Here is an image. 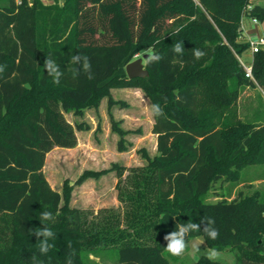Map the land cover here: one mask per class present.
<instances>
[{
  "label": "trees",
  "instance_id": "16d2710c",
  "mask_svg": "<svg viewBox=\"0 0 264 264\" xmlns=\"http://www.w3.org/2000/svg\"><path fill=\"white\" fill-rule=\"evenodd\" d=\"M245 16L263 22L264 4L0 0V65L6 66L0 73V264H67L70 254L72 264H87L88 251L108 244L116 245L119 264H170L164 236L177 223L199 224L204 217L215 220L219 238L196 231L187 239L202 236L212 248L235 249L236 264H264V189L209 200L219 179L246 181L243 169L264 165V115L257 110L246 120L238 113L246 86L264 88V49L254 54L257 83L237 56L249 47L240 41ZM177 42L182 55L172 51ZM146 48L162 59L145 62L149 75L129 78L126 65ZM193 49L206 55L194 59ZM74 54L88 57L92 79L77 72ZM48 56L63 73L58 85L45 71ZM116 83L142 86L164 115L154 117L157 154L148 157L137 196H129L127 227L110 221L94 227L71 204L73 186L55 189L44 167L52 149L78 143L84 125L71 123L65 112L82 115ZM113 128L123 134L116 120ZM44 211L54 220L41 221ZM44 226L55 236L41 254L32 232ZM192 264L223 263L202 255Z\"/></svg>",
  "mask_w": 264,
  "mask_h": 264
},
{
  "label": "rangeland",
  "instance_id": "374dc122",
  "mask_svg": "<svg viewBox=\"0 0 264 264\" xmlns=\"http://www.w3.org/2000/svg\"><path fill=\"white\" fill-rule=\"evenodd\" d=\"M52 1L44 0L47 4ZM147 49L141 50L134 59L141 57ZM241 56L247 61L251 59L248 50ZM152 104V98L142 86L116 83L110 88V95H104L98 105L87 107L82 115L65 112L71 123H82L84 127L77 129L76 146L55 147L47 154L44 171L55 189L62 191L65 182L73 186L71 204L81 209L89 225L95 227L110 221L112 227H127L133 202L129 196H137L136 184L149 170L148 157L157 154L154 117L146 111ZM237 105L241 118L253 120L257 110L264 115V93L258 86L248 85L242 90ZM113 120L120 124L123 134L113 128ZM243 170L248 180L227 176L219 179L209 192V200L230 199L241 191L251 193L264 189V181L250 180L264 173L263 164ZM203 239L202 236L188 238L187 248L181 256H172L165 251L170 264H192L202 255L208 256L209 249L215 248L204 244ZM97 249V252H87V264H119L116 245H98ZM215 250L220 255L214 260L223 264L237 263L235 249Z\"/></svg>",
  "mask_w": 264,
  "mask_h": 264
},
{
  "label": "clouds",
  "instance_id": "9594fccd",
  "mask_svg": "<svg viewBox=\"0 0 264 264\" xmlns=\"http://www.w3.org/2000/svg\"><path fill=\"white\" fill-rule=\"evenodd\" d=\"M158 42L159 41H157V43ZM172 51L174 53L182 55L184 52L183 42H177L173 46ZM192 51L194 59L197 60L203 58L206 55V53L201 51L200 49H193ZM161 59L162 57L159 54L153 52L151 48L145 50L144 61L146 63L158 62ZM71 63L79 66L77 72L82 70L84 73L87 74L89 79H92L91 63L87 56L81 54H74L71 57ZM5 67L6 66L4 65H0V73H3L5 71ZM44 68L47 74L52 77V82L58 85L61 81L63 73L61 72L59 65L51 56L46 57L44 61ZM177 99H179V97H177ZM146 111H149L153 117H159L164 115V110L159 104L150 105V107L146 108ZM48 220H54L53 214L48 211L42 212L41 221ZM215 223V220L211 217L202 218L199 224L193 223L191 220H189L187 223H177L176 230L164 236V240L167 242L166 247H164L166 252L171 254L172 256L183 255L188 244L187 237L190 233L196 231H202L207 238L211 240H216L217 238H219L220 232L215 227ZM32 234H34L39 240V250L41 254H46L53 247V245L50 244L48 241L50 238H53L55 236V233L47 226L39 228V230L33 231ZM41 237L43 239H39ZM69 248H71V244H69ZM193 250H196L195 246ZM219 255V252L215 249H209V259H215ZM35 259L36 258L33 257V260ZM67 264H72L71 254L69 256V259L67 260Z\"/></svg>",
  "mask_w": 264,
  "mask_h": 264
},
{
  "label": "crops",
  "instance_id": "0c3cea01",
  "mask_svg": "<svg viewBox=\"0 0 264 264\" xmlns=\"http://www.w3.org/2000/svg\"><path fill=\"white\" fill-rule=\"evenodd\" d=\"M250 3L252 5L256 3L264 4V0H250ZM262 33H264V21L262 22L249 16L243 17L240 31V41L248 43L250 40H257ZM262 181H264V179L259 176H256V178L252 180V182ZM234 197L235 195L232 198ZM203 242L206 244L204 239Z\"/></svg>",
  "mask_w": 264,
  "mask_h": 264
},
{
  "label": "built area",
  "instance_id": "2783aa9c",
  "mask_svg": "<svg viewBox=\"0 0 264 264\" xmlns=\"http://www.w3.org/2000/svg\"><path fill=\"white\" fill-rule=\"evenodd\" d=\"M18 3H21L22 0H16ZM249 57L251 58L249 61H247L245 58L241 56V54H237L241 65L243 66L245 70V74L248 78L252 79L254 82L257 83V80L254 76L253 72V62H254V54L262 49H264V33H262L257 40H250L249 42ZM262 92L264 93V88L260 85H257Z\"/></svg>",
  "mask_w": 264,
  "mask_h": 264
},
{
  "label": "water",
  "instance_id": "95a60500",
  "mask_svg": "<svg viewBox=\"0 0 264 264\" xmlns=\"http://www.w3.org/2000/svg\"><path fill=\"white\" fill-rule=\"evenodd\" d=\"M144 54L137 59L130 61L126 65V71L129 78L145 77L149 75V70L145 67Z\"/></svg>",
  "mask_w": 264,
  "mask_h": 264
}]
</instances>
